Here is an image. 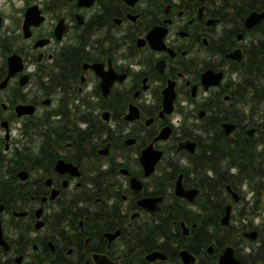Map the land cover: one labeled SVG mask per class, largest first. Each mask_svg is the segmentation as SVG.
Returning <instances> with one entry per match:
<instances>
[{"label": "flooded vegetation", "instance_id": "flooded-vegetation-1", "mask_svg": "<svg viewBox=\"0 0 264 264\" xmlns=\"http://www.w3.org/2000/svg\"><path fill=\"white\" fill-rule=\"evenodd\" d=\"M227 3L0 0V264H218L226 247L244 264L227 235L239 187L225 184L213 226L217 195L200 186L239 172L230 145L221 146L227 159L214 160L222 141L264 167L263 37L252 39L264 20L248 29L251 11L238 19ZM10 57L21 69L8 76ZM207 71L221 74L217 85H202ZM228 74L238 82L223 83ZM19 105L32 113L18 115ZM164 130L167 138L155 140ZM31 137L37 146L26 145ZM149 146L160 157L145 175L140 156ZM178 180L192 200L175 194ZM143 198H160L158 209L141 207Z\"/></svg>", "mask_w": 264, "mask_h": 264}, {"label": "trees", "instance_id": "trees-1", "mask_svg": "<svg viewBox=\"0 0 264 264\" xmlns=\"http://www.w3.org/2000/svg\"><path fill=\"white\" fill-rule=\"evenodd\" d=\"M228 1V3H230L229 5H231L232 10H233V14L235 15V11L238 12L237 14V18L239 19L240 16H245L249 11L252 10H263L264 9V0H226ZM227 3V4H228ZM240 4V5H239ZM238 7V8H236ZM239 10V11H238ZM260 36L263 37V42H260V45L262 44L261 47V51H264V30L260 31ZM258 61L260 62H264V52L262 53V56L258 57ZM258 65V64H257ZM218 145L217 143L215 144V146ZM225 145H230V146H226V147H230L231 151H230V155L232 157L231 160H228L229 164H236L239 167V172L236 175H227L228 177H226L225 174H223L222 177V182L219 184H212V183H205V182H201L200 184L203 183V186H201V188H203V190L205 189L207 195H214L216 197V201L213 202L214 204V208H212L216 215L215 218L213 219V226H219L218 224V219L219 216L223 213L224 211V204L225 201L223 199L219 198V194H221V192H223V189L225 188V184H229L231 186V188H238L239 189L244 185L243 183L246 182V185L250 188V190L253 191V194H255L254 202L253 204L256 205L257 203H259V201L261 200V197L264 196V167L260 168V169H254L253 167H250V161L252 158L249 157L248 159L245 157V151L243 146H241L240 144H236L234 143V141L226 144L224 141H222L218 147H216V151L214 150V155H215V161L216 162H223V159H227L228 154L227 152L224 150L225 147H221V146H225ZM249 146L247 147H252V144L249 142L248 143ZM219 152V153H218ZM245 157V158H244ZM236 158V159H235ZM235 159V160H234ZM246 159V160H245ZM247 163H246V162ZM246 163L248 167H246L245 170H241V164ZM262 164V163H261ZM264 164V163H263ZM230 179L231 181L227 180ZM247 215L253 216L255 215L253 213V211L251 210V212L249 213H244L243 210H240L238 212V214L236 216H232V222H238L239 226L238 227H233L229 226L227 227V230H232V233L236 236L235 240L232 241L231 240V245L233 244H237L238 241H241L243 239V237L241 236L240 231L248 228L247 230H250L249 226L252 223L251 218L247 217ZM255 217V216H254ZM257 229H255L258 232V237L256 239V243H258L257 245V252L254 255V258L252 259V263L250 262L249 264H264V224L261 227H256ZM254 229V228H252ZM239 232V233H238ZM251 242V241H250ZM243 262L244 259L242 258ZM244 264H247L246 262H244Z\"/></svg>", "mask_w": 264, "mask_h": 264}, {"label": "water", "instance_id": "water-1", "mask_svg": "<svg viewBox=\"0 0 264 264\" xmlns=\"http://www.w3.org/2000/svg\"><path fill=\"white\" fill-rule=\"evenodd\" d=\"M263 20H264V10L263 11H251L245 17V20H244L245 24L244 25L246 28L249 29V28L257 25L258 23H260ZM234 58L236 60H238L239 56L237 55ZM20 69H21V66H20L19 58L10 57L8 59V76L12 75L16 71H19ZM220 75H221L220 73H211V71H207L206 73H204V75L201 76V77H203L201 79V81H202L201 83L204 87H208L210 85H217L219 83V80L221 77ZM163 94H164V99H163V106L164 107L163 108H164L165 112H169L171 110V102H172V99L174 97L172 85L169 84L168 87L163 91ZM43 104H48V101L45 100L43 102ZM16 111H17L18 115L31 114L32 113V107L31 106H25V105H19L16 107ZM234 127H235V125L232 123H227V124L223 125V128H224L226 134H229L230 132H232ZM162 133L163 134H160L159 136H157L155 138V140L167 138V135H168L167 130H164V132H162ZM185 147L186 148L190 147L189 150L192 151V147H193L192 145H185ZM159 157H160V152L153 150L151 148V146L147 147L144 151H142L141 156H140V162L143 165L145 175H149L153 171L154 166H155L156 162L158 161ZM68 168H69V165H65L63 163H60L57 167V169L59 171H64ZM22 175H23V173H20L18 176L22 179L23 178ZM130 186L133 189H135L136 191H138L140 188L137 181L135 182V180H133V179L130 180ZM175 194L177 196L183 197L187 200H192L195 192L194 191H192V192L184 191L182 189L180 183H179V180H178L176 182ZM231 196H232L233 202H236L238 200L237 193L231 192ZM159 199L160 198H143L138 202V204L141 207H143L144 209H146L150 212H154L158 209L157 203H158ZM230 210H231V206L227 205L225 208L224 216L220 220L221 225H227L229 223ZM242 235L247 240H249L251 242H255L257 237H258V232L256 230L251 229L248 231H244L242 233ZM0 244H4L3 241H1V239H0ZM185 254H186L185 251L181 253V255H183V259H185L184 260L185 263H187L188 260L186 259V257H184ZM218 264H242V263L234 258L232 248L226 247L224 249L223 254L219 258Z\"/></svg>", "mask_w": 264, "mask_h": 264}, {"label": "rangeland", "instance_id": "rangeland-1", "mask_svg": "<svg viewBox=\"0 0 264 264\" xmlns=\"http://www.w3.org/2000/svg\"><path fill=\"white\" fill-rule=\"evenodd\" d=\"M262 30H264V23L261 24V26L259 27V29L256 30L253 33V36L254 37L252 39L253 40H256V38H259L260 37V34L259 33ZM253 42H255V41H253ZM230 77H231L232 81L238 82L237 81L238 79H237V77H236L235 74H232L231 76L228 74L223 83H225L226 80L228 78H230ZM241 78H243V75H241ZM203 97H205V94L199 93L198 96H197V98H196V102L201 101V99ZM239 103H241V101H238V104ZM233 104L235 105V103H233ZM56 105H57V102L55 101L49 107H42L40 109V111H39V114L41 115V114H43L46 111H50L52 108L53 109L56 108ZM184 106L185 107H183V109H186V105H184ZM239 106L242 107L241 104ZM176 108L177 109H176V113L173 116V121H174V125L176 127H179V124H180V122L182 120V117L179 114L180 111H181V107L180 106H177ZM191 108H192V106H191ZM191 108H189L188 110H190ZM60 109H61V106L59 107L58 110H60ZM191 120L193 122L195 121L194 118L191 119ZM195 122L197 123L199 121H195ZM17 134H18L17 130H14L12 132V136H14V138L16 140H21V137L19 135L17 136ZM31 139H32V137L26 140V145L27 146H29V145H35V146H37L38 143H39L38 138L36 137V138H34L32 140ZM11 152H8L7 155H6V157H9V155H10ZM165 163H166V161L162 164L161 167L165 166ZM7 173H9V172H7ZM240 192H241L240 194L242 196V199H241V201L238 204H236V208H235L234 212L232 213V216H236L240 210H243L244 213H248V212L250 213L251 210H252L255 215H253V216L247 215V217L251 218V220H252V223L250 224L249 228L250 229H252V228L257 229L256 227H258V228L261 227L264 224V196L261 197V200L259 201V203H257L256 205H254L253 204V202H254V199H253L254 197L253 196L254 195L252 193L253 191L250 190V188L247 185L242 186L240 188ZM231 224H232V226L234 224L233 227H235V226L238 227L239 226L238 222H232ZM234 229H232V230H234ZM247 229L248 228H246L244 230H247ZM232 230L229 229L227 231V235H228V238H229L228 241L229 242H231V240L234 241L235 240V237H236L232 233ZM240 233H241V231H240ZM222 235H223V232H222ZM257 245H258V243H256V242H250V241H248V240H246L244 238L241 241H238L237 244H234V245L232 244V246L235 249H237L240 257L243 258L244 259V262H246L247 264H249L250 262L252 263V259L254 258V255H255V253L258 250L257 249Z\"/></svg>", "mask_w": 264, "mask_h": 264}]
</instances>
